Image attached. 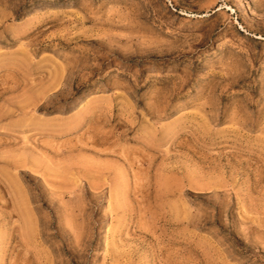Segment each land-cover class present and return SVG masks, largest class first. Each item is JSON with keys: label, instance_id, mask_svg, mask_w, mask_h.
Instances as JSON below:
<instances>
[{"label": "rangeland", "instance_id": "obj_1", "mask_svg": "<svg viewBox=\"0 0 264 264\" xmlns=\"http://www.w3.org/2000/svg\"><path fill=\"white\" fill-rule=\"evenodd\" d=\"M0 264H264V0H0Z\"/></svg>", "mask_w": 264, "mask_h": 264}]
</instances>
